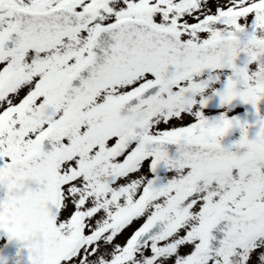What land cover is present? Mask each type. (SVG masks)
I'll list each match as a JSON object with an SVG mask.
<instances>
[{"label":"snow or ice","instance_id":"6c2138e0","mask_svg":"<svg viewBox=\"0 0 264 264\" xmlns=\"http://www.w3.org/2000/svg\"><path fill=\"white\" fill-rule=\"evenodd\" d=\"M0 264H264V0H0Z\"/></svg>","mask_w":264,"mask_h":264}]
</instances>
